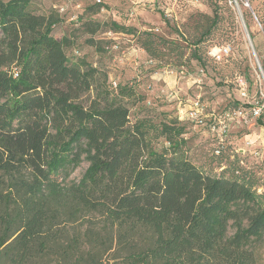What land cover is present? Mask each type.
<instances>
[{"label": "trees", "instance_id": "1", "mask_svg": "<svg viewBox=\"0 0 264 264\" xmlns=\"http://www.w3.org/2000/svg\"><path fill=\"white\" fill-rule=\"evenodd\" d=\"M36 1L0 0V264L49 255L103 264L107 252L111 264H257L264 191L256 178L239 160L202 172L187 157L186 125L197 121L157 115L135 86L110 84L75 45L74 29L55 35L65 12L41 13ZM245 1L264 36V0ZM106 24L86 20V44L97 49L92 36ZM83 161L82 178L70 179ZM91 219L98 231L60 242V226Z\"/></svg>", "mask_w": 264, "mask_h": 264}, {"label": "rangeland", "instance_id": "2", "mask_svg": "<svg viewBox=\"0 0 264 264\" xmlns=\"http://www.w3.org/2000/svg\"><path fill=\"white\" fill-rule=\"evenodd\" d=\"M62 3L68 8L63 16L70 18L68 29H74L75 45L107 73L110 84L135 86L157 115L165 112L170 118L197 121L186 125L187 157L195 166L206 174H218L239 160L256 178L258 191H264V36L247 1L62 0L55 5ZM36 4L41 13L61 12L50 1ZM94 5L98 12L85 13ZM214 17L215 27L195 46ZM86 20L108 23L92 36L97 49L86 44L91 36L80 29ZM112 22L130 32L109 31ZM62 29L56 26L55 35ZM256 107L258 115L253 113ZM130 110L135 113L134 107ZM238 110L239 116L234 114ZM87 165L83 161L70 179L79 181ZM86 228L98 231L101 223L97 219L69 223L57 229V236L62 242L69 233ZM232 231L230 227L228 234ZM255 248L257 264H264V240ZM52 257L33 262L56 264ZM114 257L112 252L104 253L100 262L111 264Z\"/></svg>", "mask_w": 264, "mask_h": 264}, {"label": "crops", "instance_id": "3", "mask_svg": "<svg viewBox=\"0 0 264 264\" xmlns=\"http://www.w3.org/2000/svg\"><path fill=\"white\" fill-rule=\"evenodd\" d=\"M46 1H50V3H52V6L53 7H58V9L60 8V9H65V12H67V10H68V8L66 7V5L65 4H60V5H55V3L57 2V1H59V2H61L62 0H46ZM54 3V4H53ZM65 6V7H64ZM81 5H80V3H78V4H76V5H74V9H76V8H78V7H80ZM76 10H78V9H76ZM62 17V16H61ZM63 18V20H62V22H60L59 23V25L58 26H63V29L61 30V33H60V35L59 36H57V37H60L61 35H63L64 34V31H66L67 29H68V26H69V21L68 20H70V18H68V14L66 15V16H63L62 17ZM72 19V18H71ZM64 28H66V29H64Z\"/></svg>", "mask_w": 264, "mask_h": 264}, {"label": "built area", "instance_id": "4", "mask_svg": "<svg viewBox=\"0 0 264 264\" xmlns=\"http://www.w3.org/2000/svg\"><path fill=\"white\" fill-rule=\"evenodd\" d=\"M60 11H61V13H63V12H65V9L63 8V9H60ZM241 94L243 95V97H246L247 96V94H245V92H241ZM195 105H197V102L196 103H194ZM253 109V113L255 114V115H258L259 114V112H260V109H259V107H256V108H252ZM235 115H241L242 114V111L241 110H238V111H236V113H234ZM191 116H193V115H191ZM195 117L197 116V114H196V112H195V115H194ZM193 116V117H194ZM216 153H218L217 151H216Z\"/></svg>", "mask_w": 264, "mask_h": 264}, {"label": "water", "instance_id": "5", "mask_svg": "<svg viewBox=\"0 0 264 264\" xmlns=\"http://www.w3.org/2000/svg\"><path fill=\"white\" fill-rule=\"evenodd\" d=\"M246 6H247V7L249 6L248 3L246 4Z\"/></svg>", "mask_w": 264, "mask_h": 264}]
</instances>
